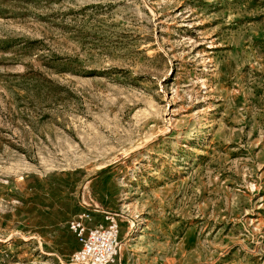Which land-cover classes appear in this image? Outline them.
I'll list each match as a JSON object with an SVG mask.
<instances>
[{
	"label": "rangeland",
	"instance_id": "obj_1",
	"mask_svg": "<svg viewBox=\"0 0 264 264\" xmlns=\"http://www.w3.org/2000/svg\"><path fill=\"white\" fill-rule=\"evenodd\" d=\"M74 170L142 263L264 264V0H0V264Z\"/></svg>",
	"mask_w": 264,
	"mask_h": 264
},
{
	"label": "crops",
	"instance_id": "obj_2",
	"mask_svg": "<svg viewBox=\"0 0 264 264\" xmlns=\"http://www.w3.org/2000/svg\"><path fill=\"white\" fill-rule=\"evenodd\" d=\"M102 172L84 176L74 170L28 185L25 224L18 232L25 236L23 240L30 261L68 264V257L81 247L75 233L68 228V222L81 210L78 194L82 187V194L91 193L97 206L91 209L92 219L85 221L87 227L105 224L104 211L117 212L119 200L115 197V186ZM128 232L123 231V239ZM142 261H148L145 255L123 241L116 261L110 264H146Z\"/></svg>",
	"mask_w": 264,
	"mask_h": 264
},
{
	"label": "built area",
	"instance_id": "obj_3",
	"mask_svg": "<svg viewBox=\"0 0 264 264\" xmlns=\"http://www.w3.org/2000/svg\"><path fill=\"white\" fill-rule=\"evenodd\" d=\"M81 210L68 222V228L78 238L81 247L68 257V264H110L120 252L118 213L104 211L105 224L87 227L92 219L91 209L96 208L92 199L81 200Z\"/></svg>",
	"mask_w": 264,
	"mask_h": 264
}]
</instances>
